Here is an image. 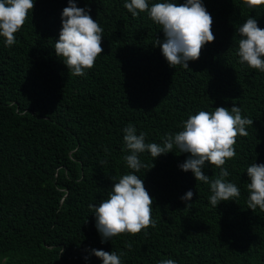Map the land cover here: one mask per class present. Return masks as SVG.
Masks as SVG:
<instances>
[{"label": "trees", "instance_id": "1", "mask_svg": "<svg viewBox=\"0 0 264 264\" xmlns=\"http://www.w3.org/2000/svg\"><path fill=\"white\" fill-rule=\"evenodd\" d=\"M75 2L103 28L104 51L83 76L71 75L54 48L68 0H35L15 44L0 36V264H103L93 250L114 251L121 264H264V211L247 203V168L264 164V72L237 55L238 28L255 18L264 29V5L202 0L215 40L185 69L169 66L155 45L162 27L147 11L133 16L124 7L130 0ZM158 2L185 0L149 7ZM234 105L253 121L223 165L240 196L214 207L210 183L180 168L190 153L175 145L157 158L145 151L147 167L136 174L153 198L155 227L102 242L89 205L134 172L124 128L131 123L145 143L163 145L190 115ZM202 170L210 181L221 173L207 162Z\"/></svg>", "mask_w": 264, "mask_h": 264}, {"label": "clouds", "instance_id": "2", "mask_svg": "<svg viewBox=\"0 0 264 264\" xmlns=\"http://www.w3.org/2000/svg\"><path fill=\"white\" fill-rule=\"evenodd\" d=\"M69 6L62 12V29L59 39L55 41L56 55L62 58L70 74L83 76L86 69L95 66L97 57L103 53V28L90 15V9L77 7L75 0H68ZM250 8L264 5V0H243ZM35 0H0V36L6 38L7 46L15 44V33L25 24L28 14L34 9ZM124 7L137 16L139 12H148L150 18L162 27L165 39H157V46L170 67L182 65L189 69V61L200 58L205 44L214 42L212 31L213 18L202 0H185L184 3L158 2L149 7L148 0H130ZM240 39L238 52L240 64L264 72V29L258 27L255 18H248L238 28ZM253 121L242 118L241 108L233 106L216 107L214 112L199 111L190 115L183 123V130L175 135L168 134L163 145L145 143L146 133L137 135V129L131 123L124 128V143L131 153L124 159L127 166L134 170L123 175L114 186L109 197L99 205H89L94 209L96 228L103 241L123 233L136 235L143 229L155 227L151 218L153 198L145 188L143 180L136 173L147 167L142 164L139 154L149 152L153 158L173 151L174 145L180 153H190L188 159L180 165L185 171L193 172L197 181L210 183L212 206L217 207L221 201L232 200L240 196V189L232 182L225 181L229 175L223 168L226 160L235 155L234 145L238 135L247 136V125ZM221 168L220 176L214 180L202 170L205 164ZM250 178L247 188L248 208L254 212L259 206L264 211V164L253 163L247 168ZM194 193L192 190L181 197L187 207L191 206ZM103 264H121L116 252L93 250ZM159 264H176L172 259H164Z\"/></svg>", "mask_w": 264, "mask_h": 264}]
</instances>
